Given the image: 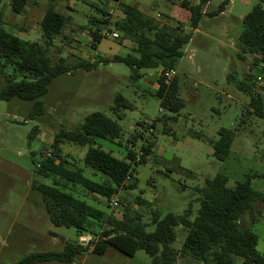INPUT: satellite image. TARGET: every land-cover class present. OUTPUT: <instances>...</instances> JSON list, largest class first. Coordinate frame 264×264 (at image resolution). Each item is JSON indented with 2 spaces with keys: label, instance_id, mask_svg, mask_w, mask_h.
Instances as JSON below:
<instances>
[{
  "label": "rangeland",
  "instance_id": "1",
  "mask_svg": "<svg viewBox=\"0 0 264 264\" xmlns=\"http://www.w3.org/2000/svg\"><path fill=\"white\" fill-rule=\"evenodd\" d=\"M152 16L159 24L188 27V12L183 0H123ZM198 3L199 0H188ZM223 0H211L204 11L216 9ZM223 13L216 17L205 14L197 30H193L184 55L176 64L179 98L183 106L169 119L167 130L158 123L153 131L155 145L145 164L137 166V187L121 189L115 196L120 209L112 210L109 199L82 186H62L76 197L106 210L122 214L127 207L131 213L142 214L147 223L146 231H155V211L163 218L167 213L182 214L191 204L194 219L200 207V194L207 178L223 172L229 177L228 185L235 186L246 179L254 189L264 193V116L253 112L250 95L239 89L237 82L249 72L258 73L253 66V56L242 51L239 36L244 16L257 0H228ZM49 0H27L22 13L12 9V0L0 1L1 21L9 31L25 40L43 43L40 22L48 8ZM56 9L69 19L62 34L54 39L49 54L53 61L65 57L69 65L80 59L106 58L114 54L127 55L133 43L122 39L112 24L104 25L103 33L117 31L119 37L104 36L92 46V17L109 18L115 22L124 17L121 3L114 0H57ZM104 11V12H102ZM105 12H110L105 15ZM110 28V29H109ZM255 68V69H254ZM158 69H143L154 74ZM16 73L11 65L0 64V89L6 77ZM154 82L144 84L131 78V69L121 62L102 63L96 69H79L55 77L48 91L41 97L45 111L31 115L33 101L14 97L0 101V264H14L33 252L62 251L66 241H79L82 235L75 227L56 226L50 220L40 192L34 181L52 184L53 175L38 174V165L45 154L52 152L55 134L62 128L73 129L84 118L100 111L118 121L122 127L120 139L115 142L99 140L105 150L123 158L126 146L140 152V146L150 134L146 121L156 117L173 116L167 108L161 111V100L156 95ZM257 92L264 95V83L256 84ZM124 95L132 108L122 109V117L112 113L110 106L116 94ZM235 131L231 150L225 160L213 154V143L220 128ZM143 129L144 138L139 130ZM139 135V136H138ZM138 136L130 143L133 137ZM62 155L71 168H78L88 177L102 181L106 177L95 173L83 163L88 147L73 143L62 144ZM144 199L150 204L140 202ZM256 220L249 214L243 222L258 235L257 249L264 252V202L255 203ZM53 231V232H52ZM173 246L180 249L187 235V228L175 226ZM91 245V244H90ZM86 251L73 262L58 260L36 264H151V256L138 249L134 255L122 253L108 246L104 254ZM241 263V260H238ZM177 264H203L190 257L180 258Z\"/></svg>",
  "mask_w": 264,
  "mask_h": 264
},
{
  "label": "trees",
  "instance_id": "2",
  "mask_svg": "<svg viewBox=\"0 0 264 264\" xmlns=\"http://www.w3.org/2000/svg\"><path fill=\"white\" fill-rule=\"evenodd\" d=\"M1 1V0H0ZM121 3L124 17L111 22L109 18H92V46L105 35L104 25L112 26L121 33L122 39L133 43L131 52L127 55L114 54L106 58L80 59L75 65H69L61 56L53 61L49 51L56 36L62 34L69 17L56 9L57 0H49L48 8L40 22L43 43L21 38L0 24V64L11 65L16 73L6 77V83L0 89V101H9L14 97L33 101L31 115H41L45 111L41 97L48 91L51 81L64 73H74L79 69L91 71L102 63L121 62L131 69V78L139 80L141 70L156 68L161 70H176L178 60L184 55V48L193 36L205 14L211 17L220 15L228 0H223L219 6L210 11H204V6L211 0H199L191 3L183 0L181 5L188 12V27L169 24H159L152 16L146 15L136 6ZM27 0H12V9L22 13ZM104 12V11H102ZM110 12H105L109 15ZM110 29V28H109ZM242 51L253 56V66L258 69L264 61V0H257L243 18V27L239 36ZM254 68V69H255ZM256 74L249 72L237 82L239 89L251 97L250 107L253 112L264 116V95L256 93ZM156 95L161 100V107L167 108L173 116L156 117L151 126L156 128L163 123L167 130L169 119L177 118L183 106L179 98V85L176 75L169 85L159 78ZM133 104L122 94L115 95L110 106L118 118L123 115L121 110L132 108ZM122 127L117 120L107 114L95 111L88 114L82 124L73 129H60L54 136L51 145L52 152L45 154L38 165V174L53 175L52 184L34 181L33 187L38 190L45 202L50 220L56 226L75 227L80 232L92 236L91 245H82L79 241H66L62 251L33 252L14 264H36L58 260L73 262L80 254L90 251L104 254L108 246H113L122 253L134 255L138 249H144L152 258L151 264H177L180 258L190 257L203 264H264V252L257 249L258 235L243 222V216L249 214L252 221L256 220L255 203L264 202V193L252 187L246 179L235 186H229V177L219 172L214 177L207 178L202 187H197L200 194V207L194 219L192 205L182 214L167 213L163 218L155 211L153 222L155 231L147 232V223L139 212L131 213L129 208L122 214L109 213L86 200L76 197L62 186H82L85 189L107 199L117 194L121 189L137 187L136 169L148 161V156L155 145V133L150 132L148 139L140 146V152L126 146L123 158L113 155V150H105L99 140L115 142L120 139ZM144 138V134H139ZM138 135V136H139ZM218 139L213 143V154L219 160H225L231 150L235 131L222 127L218 131ZM138 136H134L130 143ZM79 146H87V152L82 158L84 165L106 177L102 181L88 177L78 168H71L69 160L62 155L64 142ZM118 143L121 142L118 140ZM144 204L149 201L140 199ZM187 228V235L180 249L173 246L176 239L175 226ZM241 260V263L238 260Z\"/></svg>",
  "mask_w": 264,
  "mask_h": 264
},
{
  "label": "built area",
  "instance_id": "3",
  "mask_svg": "<svg viewBox=\"0 0 264 264\" xmlns=\"http://www.w3.org/2000/svg\"><path fill=\"white\" fill-rule=\"evenodd\" d=\"M105 35L106 36L111 35L113 38L119 37V33L117 31L107 32V34L105 33ZM175 75H176V71L173 70V69L161 70V72H160V77H162L164 79L166 85H169L171 83V81H172V79L174 78ZM255 82H256V84L264 83V61L261 63V65L259 67V71H258V73L256 74V77H255ZM255 92L259 93V92H257V89H256ZM160 110L162 111L163 108L161 107ZM152 122L153 121H146L145 122L147 125H149L150 132H153L155 130V128L151 126ZM139 132L143 133V129L141 128V130H139ZM109 207L112 210L118 211L120 209V200H119V198H117L115 195L112 196L109 199ZM116 214H118V213H116ZM80 238H81V240H79V242L82 245H88L92 241V236L91 235H88V236L87 235H82Z\"/></svg>",
  "mask_w": 264,
  "mask_h": 264
},
{
  "label": "crops",
  "instance_id": "4",
  "mask_svg": "<svg viewBox=\"0 0 264 264\" xmlns=\"http://www.w3.org/2000/svg\"><path fill=\"white\" fill-rule=\"evenodd\" d=\"M122 2H124L123 0H121ZM199 2V1H198ZM142 11V10H141ZM225 11V10H224ZM223 11V12H224ZM143 12V11H142ZM222 12V13H223ZM94 18V17H92ZM194 30H197V29H194ZM108 57H111V56H108ZM94 59V58H93ZM92 59V60H93ZM176 71V70H175ZM160 72H161V69H158L154 74H147L145 72H143V70H141V73L143 74L142 78L139 79L140 81H142L144 84H147L149 81L150 82H154L153 84H155L156 86V89H155V92L157 91L158 89V86H159V78H160ZM53 232V231H52Z\"/></svg>",
  "mask_w": 264,
  "mask_h": 264
}]
</instances>
